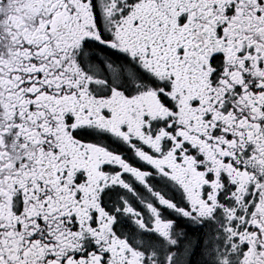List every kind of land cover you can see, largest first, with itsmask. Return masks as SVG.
Listing matches in <instances>:
<instances>
[{
  "label": "snow or ice",
  "instance_id": "obj_1",
  "mask_svg": "<svg viewBox=\"0 0 264 264\" xmlns=\"http://www.w3.org/2000/svg\"><path fill=\"white\" fill-rule=\"evenodd\" d=\"M0 264H264V0H0Z\"/></svg>",
  "mask_w": 264,
  "mask_h": 264
}]
</instances>
